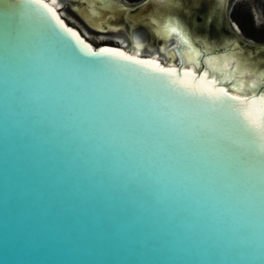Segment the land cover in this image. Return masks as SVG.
Listing matches in <instances>:
<instances>
[{"label": "water", "instance_id": "95a60500", "mask_svg": "<svg viewBox=\"0 0 264 264\" xmlns=\"http://www.w3.org/2000/svg\"><path fill=\"white\" fill-rule=\"evenodd\" d=\"M59 11L92 50L30 0H0V264H264V141L227 104L99 49L181 77L182 60L95 45ZM235 42L264 68V46Z\"/></svg>", "mask_w": 264, "mask_h": 264}, {"label": "bare ground", "instance_id": "6f19581e", "mask_svg": "<svg viewBox=\"0 0 264 264\" xmlns=\"http://www.w3.org/2000/svg\"><path fill=\"white\" fill-rule=\"evenodd\" d=\"M49 2L52 4V0H49ZM72 2L74 8L93 29L95 28V31H103L105 34L112 33L113 35L124 33L125 37L120 36L116 40L125 50L130 52L132 50L133 53L140 54L147 50L145 48L148 47V50L155 53L153 57L173 65L176 61L182 60L183 66L186 64L191 70H196V68L200 67L202 59L204 72L226 83V87L234 94L244 95L254 92L264 80V68H253L246 61L244 49L236 46L234 41H231L224 49L219 50H212L206 41H204L203 45L197 44L199 38L192 36L188 32L187 25L181 15L182 8L188 1L148 0L136 7L137 13L132 17L129 14L126 15L125 10L114 8V4H111L112 6L101 5L98 0H72ZM198 2L200 1L194 0L192 2L191 0L193 5ZM62 4V0H56V3L52 4V6L56 9H61ZM87 8H90L91 11L89 12ZM189 9L186 10L189 11ZM59 13L64 16V12L59 11ZM184 13L187 14L186 11ZM211 13H209L210 18L220 14L214 7ZM164 14L167 19H161ZM149 16H151V20ZM161 22L164 23L162 24ZM170 23L179 25L181 29L179 34L169 31L167 25ZM106 24L108 27H106ZM138 28H142L143 32L135 31ZM84 34L88 36L86 32ZM99 38L101 40L109 39L107 35L106 37L101 35ZM177 45L180 46L178 48L179 57L174 48L169 50L170 46ZM262 87L264 88V84Z\"/></svg>", "mask_w": 264, "mask_h": 264}, {"label": "rangeland", "instance_id": "374dc122", "mask_svg": "<svg viewBox=\"0 0 264 264\" xmlns=\"http://www.w3.org/2000/svg\"><path fill=\"white\" fill-rule=\"evenodd\" d=\"M62 1H63V4H62V8L60 9V12H64V17L72 25L77 26L83 33L86 32L88 34V36L87 35L86 36L93 44L98 45L102 43L103 41L109 40V39H112L113 41H116L117 43H119L118 40L116 39L120 38V36L125 37L124 33L113 35L112 33L105 34V33H100L97 30L95 31L94 30L95 28L93 29V27H91L85 21V19L82 18V15H80L79 12L74 8V4L72 0H62ZM121 1L131 6V12H129L128 10H125V14L126 15L129 14L132 17V16H135L137 13V11L136 10L134 11L132 8L134 6L137 7L144 0H136L134 2L131 0H121ZM184 1H188V2L187 3L184 2L186 4L184 5V8H182L181 15L187 25L188 32L194 37L199 38L203 41H206L207 43L208 41L213 40V39H215L216 41H218V43H220L223 41L227 42V40L234 38L235 41L239 40L242 42V44H248L250 46H264V0H258L257 5L254 2H249L248 0H227L223 15L218 14V15L213 16L212 18H210L211 19L210 22H208L206 25L204 24L203 18L208 8L209 7L211 8V6L213 5V0H198L200 2L194 5L190 3L191 0L190 1L184 0ZM211 1L212 3L210 5ZM192 2H194V0H192ZM106 4L107 5L114 4L113 5L114 8H119L118 3H116L115 0H106ZM186 9H189V11ZM184 11H186L187 14L183 13ZM247 11H250L252 13L253 18L251 16V19H252L251 26L249 29L246 30L242 28L241 17L244 15H249ZM199 16L202 17L201 20H199L198 18ZM230 20H234V22L238 24V26L236 24H233L236 31L230 27V23H229ZM191 24H193L194 32L190 30ZM223 26L227 27L229 31L223 32L222 31ZM238 27L240 28V31ZM135 31L143 32L142 28L140 29L138 28ZM101 35H105V37L107 35L109 39L101 40L99 38ZM235 41L234 43L236 46L242 47L241 44L239 43L237 44V42ZM145 49L147 50H144V51H149L148 47H146ZM151 55L154 56L155 53L151 51ZM259 55L261 56V58L264 57L263 52H259Z\"/></svg>", "mask_w": 264, "mask_h": 264}, {"label": "snow or ice", "instance_id": "6c2138e0", "mask_svg": "<svg viewBox=\"0 0 264 264\" xmlns=\"http://www.w3.org/2000/svg\"><path fill=\"white\" fill-rule=\"evenodd\" d=\"M30 2L45 9L47 13L51 15L52 19L55 20V22L78 44L92 50L91 45L87 44L78 32L64 24V21L61 20L60 16L57 14L56 9L49 3H46L45 0H30ZM55 3L56 0H52V4ZM167 27L169 31L173 33L179 34L181 31L179 25H173L170 23ZM185 42L187 43V41ZM99 54L132 61L137 65L150 68L157 73L168 74L169 76L175 78V83L183 86V88L189 92L199 94L201 96H207L214 102L227 104L240 115L246 130L257 136L261 141H264V92L259 93V95H253L252 97L232 96L226 89L216 87L215 80H208L207 72L197 76L196 73L191 70H184L181 77L175 68L162 67L160 64L150 59H137L136 57L130 56L118 49L100 48ZM253 83H255V81H253Z\"/></svg>", "mask_w": 264, "mask_h": 264}, {"label": "flooded vegetation", "instance_id": "af4514ba", "mask_svg": "<svg viewBox=\"0 0 264 264\" xmlns=\"http://www.w3.org/2000/svg\"><path fill=\"white\" fill-rule=\"evenodd\" d=\"M131 1H136V0H131ZM190 1V0H189ZM227 1V0H226ZM249 2H254L256 5H257V1L258 0H248ZM218 2V0H213V5L211 6V8L209 7L208 8V10H207V12H205V15H204V18H203V20H204V24L206 25L208 22H210V20L211 19H209V10L210 9H212V11H213V6L216 4ZM190 3H191V1H190ZM211 3H212V1L210 2V5H211ZM225 3V0H220L219 2H218V5L219 6H221V5H223ZM185 12V11H184ZM183 12V13H184ZM248 13H249V16H250V19H251V16H252V13L250 12V11H247ZM212 14V13H211ZM235 14V13H234ZM251 14V15H250ZM213 17V16H212ZM199 18V20H201L202 19V17L201 16H199L198 17ZM252 18H253V16H252ZM252 20V19H251ZM254 20V19H253ZM230 27L233 29V30H235V27L233 26V24H236L235 22H234V20H230ZM237 26H238V24H236ZM191 26H193V24H191ZM239 28V27H238ZM206 30V29H205ZM239 30H240V28H239ZM98 31V30H97ZM222 31L223 32H228L229 30L227 29V27H225V26H223L222 27ZM236 31V30H235ZM98 32H100L101 33V31H98ZM104 33V32H103ZM206 33V32H205ZM102 43H109V44H114V43H116L115 41H113L112 39H109V40H105V41H103ZM158 44V43H157Z\"/></svg>", "mask_w": 264, "mask_h": 264}, {"label": "trees", "instance_id": "16d2710c", "mask_svg": "<svg viewBox=\"0 0 264 264\" xmlns=\"http://www.w3.org/2000/svg\"><path fill=\"white\" fill-rule=\"evenodd\" d=\"M241 21H242V28L243 29H249L251 26V19L249 15H244L241 17ZM240 21V22H241Z\"/></svg>", "mask_w": 264, "mask_h": 264}]
</instances>
